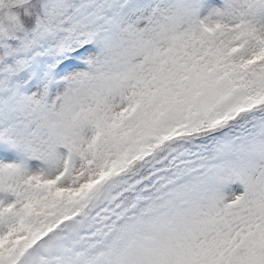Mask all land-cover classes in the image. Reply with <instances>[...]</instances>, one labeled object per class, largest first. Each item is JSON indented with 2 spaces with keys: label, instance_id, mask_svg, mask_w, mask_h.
Wrapping results in <instances>:
<instances>
[{
  "label": "snow or ice",
  "instance_id": "snow-or-ice-1",
  "mask_svg": "<svg viewBox=\"0 0 264 264\" xmlns=\"http://www.w3.org/2000/svg\"><path fill=\"white\" fill-rule=\"evenodd\" d=\"M0 264H264V0H0Z\"/></svg>",
  "mask_w": 264,
  "mask_h": 264
}]
</instances>
